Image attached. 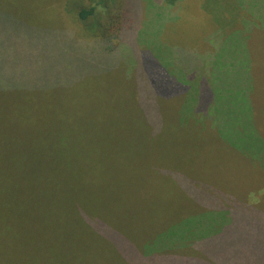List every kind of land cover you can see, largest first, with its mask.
I'll return each mask as SVG.
<instances>
[{"label":"rangeland","instance_id":"rangeland-1","mask_svg":"<svg viewBox=\"0 0 264 264\" xmlns=\"http://www.w3.org/2000/svg\"><path fill=\"white\" fill-rule=\"evenodd\" d=\"M62 1L0 0L1 21L28 30L39 26L45 35L57 37L61 44L59 56L43 57L35 53V48L16 46V50L24 49L21 52L26 57L30 53L40 60L26 64L29 57L20 58V51H16L12 72L0 71V264H128L117 245L128 251L134 245L144 250L153 248L148 261L139 258V264H153L152 259L158 260L157 249L166 250L160 231L175 221L189 224L196 214L192 215L195 206L171 178L160 175L164 173L161 171L151 177L149 172L157 163L165 164L166 170V165L175 168L171 152L176 157L184 154L194 167L191 171L197 174L202 170V159H206L209 170L226 171L212 161L216 149L210 151L199 139L195 127L200 123L199 116L190 115V97L182 98L185 80L198 66L199 57H192L180 47L187 37L191 42L206 38L212 32L211 22L224 23L223 10H236L239 0L235 5L234 0L231 4L223 0L178 3L179 11L185 15L184 28H174L170 48L167 44V49H175L176 58L172 50L163 51L161 36L157 39L149 32V24L154 22L149 14L154 17L160 13L159 4L136 0L137 5L141 3L140 26L149 25L142 27L137 36L139 40L148 37L152 59L164 74L151 73V83L144 78L147 72L140 83L137 76H129V64L119 72L101 76L96 71L105 66L92 67L89 72L72 68L65 60L70 58L75 44L65 30L84 45H92L97 39L79 22V8L67 6L66 10ZM82 2L86 7L89 4L88 0ZM124 3L117 0L110 11L112 19H118L117 25ZM201 7L209 9V16ZM115 33L109 28L106 35L115 38ZM181 34L185 35L182 44L175 42ZM44 48L54 49L50 45ZM124 52L130 56V50ZM121 58L123 62H133V58ZM166 75L176 80L168 84ZM143 92L148 104H180L183 99L181 112L185 111L187 118L182 119L180 113L179 120L193 123L183 127L182 133L172 134L170 143L158 134L148 138L154 140L153 145L146 143L141 132L151 130L154 134L152 127L145 117L132 119L130 114V104H139ZM114 112L116 121L111 118ZM159 114L162 116L158 119L169 128L174 122V110L165 108ZM72 124L77 127L71 136L62 127ZM63 140L71 142L66 145ZM186 150L195 154L194 159L186 158ZM125 159L135 167L125 164ZM231 165L227 162L224 167ZM176 168L190 177L186 165ZM88 219L101 221L107 235L99 232L100 227L94 229ZM167 249L183 256L180 254L184 250Z\"/></svg>","mask_w":264,"mask_h":264},{"label":"trees","instance_id":"trees-1","mask_svg":"<svg viewBox=\"0 0 264 264\" xmlns=\"http://www.w3.org/2000/svg\"><path fill=\"white\" fill-rule=\"evenodd\" d=\"M82 1L63 0L60 3L64 9L67 6L71 9L78 7L79 22L88 34L97 39L92 45H84L72 36V32L65 30L75 44L70 51V58L65 60L72 68L89 72L87 70L92 67L105 66L96 71L101 76L119 72L123 65L129 64L126 65L129 76H137V82L140 83L141 76L147 72L144 78L151 83V73H162V69L152 59L153 52H150L148 37L139 40L137 36L142 27L149 25L152 26L149 32L153 37H162L160 40L163 42V51L172 50L173 56H170L176 58L175 49L173 46L171 50L167 49V44L170 48L173 29L183 27L185 15L179 11L178 3L182 5L184 0H153L159 4L160 13L154 17L152 13L149 14L150 20L153 18L154 22L142 27L141 3L137 5L136 0H125L124 11L119 16L120 25H117L118 19H112L111 13L117 0H88L87 7ZM223 3L231 4V0H223ZM202 9L209 16V9ZM245 9L249 10L244 12ZM223 13L226 15L224 23L211 22L209 25L213 33L210 32L203 38L208 41L204 48L197 45L202 38L196 43L191 42L188 37L180 48L192 57H199L197 70L195 68L185 80L187 85L183 89L182 98L189 96L190 103L195 104L189 112L193 109L194 113L190 112V115L199 116L200 123L195 126L198 128L199 139L210 151L216 149V157L212 161H217L226 171L218 173L209 170L206 159H202V170L197 174L191 171L194 167L184 159V154L176 157L171 152L169 155L173 156L175 168L166 165V170L165 164L157 163L149 172L151 177L155 171H161L164 173L160 175L171 178L172 183L178 185L195 206L191 211L192 215L196 214L191 217L194 221L189 224L185 222L181 225L182 222L175 221L167 229L160 231L166 250L157 249L158 260L152 259L153 264H264V0H239L236 10L232 7L231 11L226 13L223 10ZM170 21L171 24H168ZM38 27L34 25L29 30L15 28L10 22L0 20V71L4 69L6 73L12 72L16 51H20V58L29 57L26 64L40 60L30 53L26 57V53L21 52L24 49L16 50V46L35 48V53L42 57L61 54L58 38L45 35ZM109 28L115 29V38L106 35ZM184 36L179 35L175 42L182 44ZM142 42L147 48L143 47ZM68 44L70 48V43ZM46 45L53 46L54 49L44 48ZM126 49L131 51L130 56L124 52ZM122 56L133 58V62H123ZM213 70L216 71L212 72ZM164 78L168 84L175 79L168 75ZM145 94L143 92L139 96V104H130V114L132 113V119L145 117L152 127L154 134L151 130L141 132L146 143L153 145L154 140L148 138L150 135L157 137V134L170 143L172 134L182 133L183 127L193 123L192 120H189L192 122L189 124L182 122L187 115L185 111L181 112L183 99L180 104H148ZM165 108L168 111L174 110V122L169 124V128L166 122L158 119L162 116L159 111ZM180 113L183 116L181 120ZM111 118L116 121V112ZM76 127V124H72L62 127V130L69 131L72 136ZM62 142L68 145L71 141ZM186 152V158L194 159L192 151ZM128 162L135 167L134 163L125 159V164L129 165ZM227 162L232 165L225 168L224 164ZM176 165H186L190 177L177 171ZM80 213L84 216L81 210ZM88 221L94 229L100 227L102 235H107L101 221ZM116 247L128 264H139V258L143 262L148 261L152 254L150 250L153 249L148 247L144 250L134 245L128 251L119 245ZM169 247L184 250L180 254L183 256L170 253L167 249Z\"/></svg>","mask_w":264,"mask_h":264},{"label":"crops","instance_id":"crops-1","mask_svg":"<svg viewBox=\"0 0 264 264\" xmlns=\"http://www.w3.org/2000/svg\"><path fill=\"white\" fill-rule=\"evenodd\" d=\"M202 8V7H201ZM197 43V42H196ZM206 44H208V41L207 40H205V39H201L198 43H197V45L199 46V47H201V48H204L205 47V45ZM199 53V52H198ZM216 70H213L212 72H215ZM198 73H201V70H198ZM191 106H192V104H191ZM193 106H195V104H193ZM204 119H206V118H204Z\"/></svg>","mask_w":264,"mask_h":264}]
</instances>
